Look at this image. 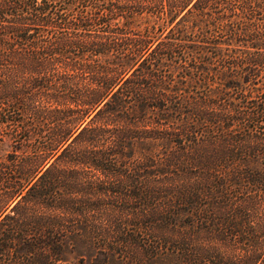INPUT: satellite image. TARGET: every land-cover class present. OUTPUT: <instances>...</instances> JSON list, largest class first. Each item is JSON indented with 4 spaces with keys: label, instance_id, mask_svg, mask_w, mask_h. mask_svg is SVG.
I'll list each match as a JSON object with an SVG mask.
<instances>
[{
    "label": "trees",
    "instance_id": "16d2710c",
    "mask_svg": "<svg viewBox=\"0 0 264 264\" xmlns=\"http://www.w3.org/2000/svg\"><path fill=\"white\" fill-rule=\"evenodd\" d=\"M0 264H264V0H0Z\"/></svg>",
    "mask_w": 264,
    "mask_h": 264
},
{
    "label": "rangeland",
    "instance_id": "374dc122",
    "mask_svg": "<svg viewBox=\"0 0 264 264\" xmlns=\"http://www.w3.org/2000/svg\"><path fill=\"white\" fill-rule=\"evenodd\" d=\"M91 258H93V257L91 256Z\"/></svg>",
    "mask_w": 264,
    "mask_h": 264
}]
</instances>
